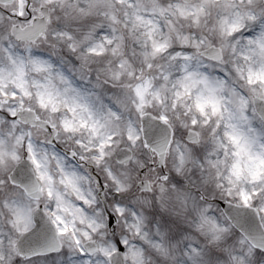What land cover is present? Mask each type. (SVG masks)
Returning a JSON list of instances; mask_svg holds the SVG:
<instances>
[{"label":"snow or ice","instance_id":"1","mask_svg":"<svg viewBox=\"0 0 264 264\" xmlns=\"http://www.w3.org/2000/svg\"><path fill=\"white\" fill-rule=\"evenodd\" d=\"M0 264H264V0H0Z\"/></svg>","mask_w":264,"mask_h":264}]
</instances>
